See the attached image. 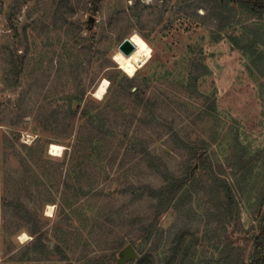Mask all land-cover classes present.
<instances>
[{
    "label": "rangeland",
    "instance_id": "374dc122",
    "mask_svg": "<svg viewBox=\"0 0 264 264\" xmlns=\"http://www.w3.org/2000/svg\"><path fill=\"white\" fill-rule=\"evenodd\" d=\"M196 6L0 0V264L16 262L14 253L20 264H118L153 217L146 187L165 183L152 165L181 175L189 147L206 152L237 191L242 229L233 237L248 258L246 231L264 193V44L252 55L230 35L251 42L264 21L235 6L219 33ZM134 29L154 49L134 77L143 101L111 60ZM103 78L111 87L97 102L88 93ZM52 144L68 149L63 158L49 156ZM241 157L250 170L239 169ZM211 191L203 182L161 217L156 264L179 245L188 264H221L222 231L207 215ZM46 204L57 205L53 218L43 215ZM22 230L43 233L52 252L29 251L32 240L16 239Z\"/></svg>",
    "mask_w": 264,
    "mask_h": 264
},
{
    "label": "trees",
    "instance_id": "16d2710c",
    "mask_svg": "<svg viewBox=\"0 0 264 264\" xmlns=\"http://www.w3.org/2000/svg\"><path fill=\"white\" fill-rule=\"evenodd\" d=\"M161 1L168 2L169 0ZM235 6L248 12L253 18L264 21V0H197L196 7H202L206 10L204 16L214 20L216 23L215 30L221 33L227 25L233 22V17L230 14H232ZM230 38L232 43L240 49L248 51L252 55L257 54L256 47L258 43L264 44V23L258 28L255 39L251 42H247L245 39L239 40L235 35H230ZM260 58H264V52L260 54ZM205 69H207V66H205ZM125 81L129 89L132 90V94L143 101L135 78L130 80L125 77ZM135 87H137L136 90H133ZM87 112V109H84V113ZM189 153L190 159L187 161L186 169L181 175L172 173L166 165H162L160 162L152 165L156 172L161 174L165 183L159 188L146 187L148 195L155 200L153 217L149 222L140 226L139 234L132 243V246L138 252V258L129 260L124 264H150V262L156 264V259L151 254L156 250L159 241L162 239L161 217L173 208L178 209L186 205L187 200L192 199L194 193H199L203 182L205 184L207 182L210 187H213V191H211L214 195L213 205L208 208L207 212V215L212 217L209 223L216 224V228L222 231V240L217 250L218 261L221 264H264V193L258 200L257 211L254 216L255 223L246 231L251 235V251L246 259L245 251L233 237L235 232H240L242 229L241 206L237 191L226 179H222L212 171V165L206 152L202 153L196 147H189ZM237 165L242 171L251 168L250 162L243 157L239 159ZM39 232L37 230L31 232L34 239L26 245L27 249L36 254L52 252L46 242L45 235ZM55 251L60 254L62 252L59 246L55 248ZM180 253L179 245L173 255L159 257L157 264H188L187 255L182 253L179 258ZM17 257L18 254L16 253L11 255L10 258L16 260L13 264H20ZM62 258L66 259L65 256ZM93 264L116 263L111 258L104 257L94 260Z\"/></svg>",
    "mask_w": 264,
    "mask_h": 264
},
{
    "label": "clouds",
    "instance_id": "9594fccd",
    "mask_svg": "<svg viewBox=\"0 0 264 264\" xmlns=\"http://www.w3.org/2000/svg\"><path fill=\"white\" fill-rule=\"evenodd\" d=\"M141 2L143 4L150 5L153 3V0H141ZM132 3L133 0H128L129 5ZM198 11L200 15H204V11L202 9ZM125 42L130 43L134 48V51L128 56L121 51L122 44ZM123 43L120 44L111 54V60L116 68L131 80L136 76L137 72L142 70L152 59L154 49L144 39L140 32L135 29L132 30L128 37L125 38ZM110 87L111 81L107 78H103L98 81V86L95 90H90L88 95H90L95 101L102 102L105 99ZM53 147L54 146L52 145L49 146V156L55 159L63 158L64 152L68 150L63 146H55L57 147V151H52ZM56 210V204H46L44 206L43 215L47 218H53ZM16 239L21 245H24L34 239V237H32L26 230H22L17 234Z\"/></svg>",
    "mask_w": 264,
    "mask_h": 264
},
{
    "label": "water",
    "instance_id": "95a60500",
    "mask_svg": "<svg viewBox=\"0 0 264 264\" xmlns=\"http://www.w3.org/2000/svg\"><path fill=\"white\" fill-rule=\"evenodd\" d=\"M121 51L125 55H130L134 51V48L130 43L125 42L122 44ZM51 247H53V244H51ZM137 258H138V252L136 251V249L132 245H128L125 247L121 257L118 258L117 261L119 264H124L129 260L137 259Z\"/></svg>",
    "mask_w": 264,
    "mask_h": 264
},
{
    "label": "bare ground",
    "instance_id": "6f19581e",
    "mask_svg": "<svg viewBox=\"0 0 264 264\" xmlns=\"http://www.w3.org/2000/svg\"><path fill=\"white\" fill-rule=\"evenodd\" d=\"M126 56H128V55H126ZM52 146H54V147L52 148V151H57V147H55V146H61V145H58V144H52Z\"/></svg>",
    "mask_w": 264,
    "mask_h": 264
}]
</instances>
